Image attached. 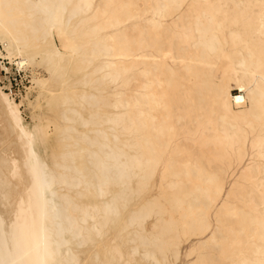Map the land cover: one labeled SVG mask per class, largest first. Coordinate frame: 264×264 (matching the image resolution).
Listing matches in <instances>:
<instances>
[{
  "label": "bare ground",
  "instance_id": "obj_1",
  "mask_svg": "<svg viewBox=\"0 0 264 264\" xmlns=\"http://www.w3.org/2000/svg\"><path fill=\"white\" fill-rule=\"evenodd\" d=\"M1 59L62 95L0 78V264H264V0H0Z\"/></svg>",
  "mask_w": 264,
  "mask_h": 264
},
{
  "label": "rangeland",
  "instance_id": "obj_2",
  "mask_svg": "<svg viewBox=\"0 0 264 264\" xmlns=\"http://www.w3.org/2000/svg\"><path fill=\"white\" fill-rule=\"evenodd\" d=\"M55 42L56 44L59 46V42H58V39L55 38ZM37 60H41V56H38L37 57ZM10 64V63H9ZM13 65V64H11ZM36 70L34 71H37V73L43 77L47 76L46 72L43 70L42 67L40 66H37L35 67ZM32 70V69H31ZM31 70H26V71H29L30 74H31V78H30V81L31 83L29 84H25V87H27V89L25 90L24 93H22V96H19L17 98H15L16 101H23V106L21 108L22 112H23V116L25 117L26 121L31 123L33 120H32V116L33 115H39V116H42V117H45L47 119H52V117H49V115H53V113H50V109L48 108L46 102H52L53 100L55 101V98H59L60 95H62V93H56L54 96H48V97H44V98H39V91H38V88L35 86L34 87V84L32 82V79H33V72H31ZM41 73V74H40ZM76 74V75H75ZM78 74V75H77ZM26 75H29V74H26ZM70 75V76H68ZM81 75V73H76V71H73V69L70 67V69L68 68L66 70V77H71L72 76V80H75L77 78H79V76ZM77 76V77H76ZM23 77V76H22ZM65 77V78H66ZM214 77L216 78L217 81H220L221 80V74L220 72L219 73H215ZM1 78V77H0ZM2 81V79H1ZM2 85V84H1ZM58 85H60V83L56 84L54 87H58ZM37 88V89H35ZM67 92V91H66ZM233 94L234 96H242L244 95V93H241L240 91L238 90H235L233 91ZM54 97V98H53ZM38 98V100H37ZM37 100L38 102V105L37 106H30L29 105V101L30 102H35ZM54 105V104H52ZM248 106H249V103H248ZM47 109V110H46ZM35 113V114H34ZM33 123V122H32ZM53 129L50 128V137H51V140L53 139L54 135H53ZM52 134V135H51ZM42 148V152H44V146L41 147ZM176 264H182V262H177Z\"/></svg>",
  "mask_w": 264,
  "mask_h": 264
},
{
  "label": "built area",
  "instance_id": "obj_3",
  "mask_svg": "<svg viewBox=\"0 0 264 264\" xmlns=\"http://www.w3.org/2000/svg\"><path fill=\"white\" fill-rule=\"evenodd\" d=\"M29 74V75H26ZM23 76V77H22ZM31 74L17 65H11L7 60H0V77L1 84L5 92L15 98L22 96L27 87L25 84L31 83Z\"/></svg>",
  "mask_w": 264,
  "mask_h": 264
}]
</instances>
